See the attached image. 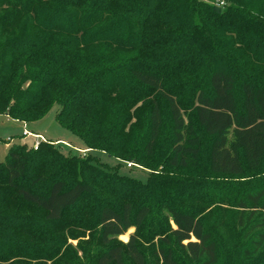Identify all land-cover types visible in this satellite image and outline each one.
I'll use <instances>...</instances> for the list:
<instances>
[{
    "label": "trees",
    "instance_id": "trees-1",
    "mask_svg": "<svg viewBox=\"0 0 264 264\" xmlns=\"http://www.w3.org/2000/svg\"><path fill=\"white\" fill-rule=\"evenodd\" d=\"M53 104L88 153L8 147L0 264H148L143 228L154 264H264V185L195 183L263 166L264 0H0V114ZM85 230L97 246L79 255L68 239Z\"/></svg>",
    "mask_w": 264,
    "mask_h": 264
},
{
    "label": "rangeland",
    "instance_id": "rangeland-1",
    "mask_svg": "<svg viewBox=\"0 0 264 264\" xmlns=\"http://www.w3.org/2000/svg\"><path fill=\"white\" fill-rule=\"evenodd\" d=\"M58 109L59 105L53 104L44 117L37 121L26 123L14 120L7 115L0 114V161L4 160L7 154L8 147L12 144L26 142L29 143L28 145H31L33 140H40L22 136L23 125H25L27 130H29L30 132L42 135L45 140H49L52 142L60 140L56 142V146L64 155L75 154L81 155L83 157L86 156L88 153V149L85 147L83 142L76 135L63 128L56 121L55 115ZM9 138L11 139L10 141L8 140ZM90 153H92V155H96L97 160H95L94 163L96 165H99L103 169L110 170L112 168L109 167L118 166V161L115 158L109 157L106 154L98 151H90ZM129 163L130 167L128 166ZM133 165L134 164H132L131 162L123 163L121 166H118L119 173L145 182L147 177V171L145 169ZM201 165L203 166V162ZM208 175L209 178L206 180H195V183L197 185L204 186L203 196H209L210 193H213L215 196H219V191L230 190L232 189V187L242 189H246L249 187L251 189H255L257 186L262 187L264 185V163L262 168L258 172L252 173L246 170V172L239 177H230L216 174ZM227 209L228 211L235 210L233 208ZM209 218H207V222H212V217L210 219ZM227 223L231 225L234 223V220L229 219ZM152 226H154V222H152ZM168 226L174 227L173 222L169 221ZM143 229L146 230V228ZM143 229L141 230V235L144 236L141 238L139 244L142 250L147 255L148 264H154V262L152 261L153 249H157V247H159L162 243L159 240V236L148 237V234ZM134 230V227L130 228L125 234L118 236L117 239L119 241L126 242L128 240L129 234L134 232ZM227 236H229V234H227ZM68 242L75 250H77V253H79V255L82 254L81 247L91 250L94 248V246H97L95 237L92 234V231L89 230H85L82 234H80V236L75 239H68ZM188 264H192V261H189Z\"/></svg>",
    "mask_w": 264,
    "mask_h": 264
},
{
    "label": "built area",
    "instance_id": "built-area-1",
    "mask_svg": "<svg viewBox=\"0 0 264 264\" xmlns=\"http://www.w3.org/2000/svg\"><path fill=\"white\" fill-rule=\"evenodd\" d=\"M22 136H31L34 139H40V140H35L31 144L34 148H36V146H37L39 141H41V140L44 141L45 140L41 135L34 134V133L30 132L29 130H27L25 125H23ZM8 140L10 141V138ZM128 166L130 167V163L128 164Z\"/></svg>",
    "mask_w": 264,
    "mask_h": 264
},
{
    "label": "crops",
    "instance_id": "crops-1",
    "mask_svg": "<svg viewBox=\"0 0 264 264\" xmlns=\"http://www.w3.org/2000/svg\"><path fill=\"white\" fill-rule=\"evenodd\" d=\"M22 123H23V122H22ZM34 134H35V133H34ZM36 134H37V135H40V134H38V133H36ZM41 136H42V135H41ZM26 137H31V136H26ZM42 137H43V136H42ZM31 138H33V137H31ZM33 139H34V138H33ZM10 140H11V139H10ZM34 141H35V140H33L32 143H33ZM58 141H60V140H57V141H55V142H58ZM25 143H26V142H25ZM32 143H31V144H32ZM64 143H65V142H64ZM27 144H29V143H27Z\"/></svg>",
    "mask_w": 264,
    "mask_h": 264
}]
</instances>
